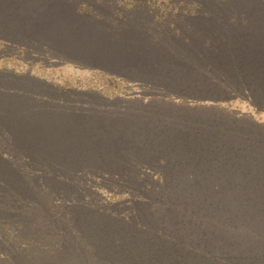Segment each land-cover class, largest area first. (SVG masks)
<instances>
[{"label":"rangeland","instance_id":"1","mask_svg":"<svg viewBox=\"0 0 264 264\" xmlns=\"http://www.w3.org/2000/svg\"><path fill=\"white\" fill-rule=\"evenodd\" d=\"M102 1L0 0V264H264V5Z\"/></svg>","mask_w":264,"mask_h":264},{"label":"trees","instance_id":"2","mask_svg":"<svg viewBox=\"0 0 264 264\" xmlns=\"http://www.w3.org/2000/svg\"><path fill=\"white\" fill-rule=\"evenodd\" d=\"M124 2V0H121ZM121 1L118 0V2L116 4L113 3V5H115L113 7L112 4H110V9L108 10V18L110 17V19L114 22V25L121 29V30H126L128 29L130 31V27L127 25L130 23V21H135L136 17H134V12H130V11H126L128 9H125V6H127L128 4L124 3L122 4ZM214 2L212 3V5L216 8H221L225 5H228L230 3H233L234 0H213ZM232 1V2H231ZM256 2V6H263L264 5V0H255ZM102 4L104 3V0L101 2ZM209 6V9H211V6ZM118 6V7H117ZM121 7V8H120ZM163 13H164V10H163ZM148 14V11L146 10V13H142V15L144 17H146V15ZM105 17V16H104ZM107 17V16H106ZM160 19H163L161 18V16H159ZM153 19L152 20V25H154V27H157V32L156 33H159L162 32V27L160 25V23H162V21L160 19Z\"/></svg>","mask_w":264,"mask_h":264}]
</instances>
